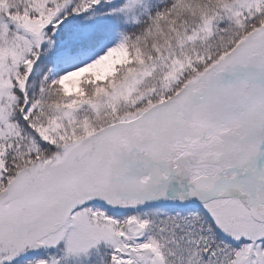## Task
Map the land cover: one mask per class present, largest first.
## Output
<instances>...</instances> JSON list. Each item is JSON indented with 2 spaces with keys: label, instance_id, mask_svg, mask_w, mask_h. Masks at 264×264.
Wrapping results in <instances>:
<instances>
[{
  "label": "snow or ice",
  "instance_id": "1",
  "mask_svg": "<svg viewBox=\"0 0 264 264\" xmlns=\"http://www.w3.org/2000/svg\"><path fill=\"white\" fill-rule=\"evenodd\" d=\"M0 264H264V0H0Z\"/></svg>",
  "mask_w": 264,
  "mask_h": 264
}]
</instances>
